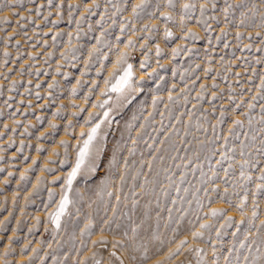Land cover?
Segmentation results:
<instances>
[{"label": "rangeland", "instance_id": "374dc122", "mask_svg": "<svg viewBox=\"0 0 264 264\" xmlns=\"http://www.w3.org/2000/svg\"><path fill=\"white\" fill-rule=\"evenodd\" d=\"M94 2L98 7H92ZM138 2L130 0L126 10L118 12L113 4L123 8L125 0H113V4L108 0H52L51 5L48 0H15L13 7L5 6L13 0H0V169H3L0 171V264H94V259L101 264H120L110 256L113 251L123 264H155L185 238L188 243L180 254L164 260L163 264H197V254L187 251L190 246L203 249L202 264L213 261L226 264V256L231 257V264H237V258L244 264L250 251L255 252L259 247L264 252V229L258 230L248 223L239 230L233 224L217 237L215 229L223 223L221 218L211 231L205 230L203 239L191 237L192 231L199 230V223L212 219L204 215L209 208H224V216H231L234 221H240L242 215L251 216L250 194L243 214L235 205L243 196L244 181L240 178L243 161L259 162L255 169L246 170L253 177L264 169V112L261 111L264 100H252L258 96L257 86L264 78V28L260 26V12L254 20L245 19L241 25L240 13L245 9H233L225 20L220 11L224 0H217L216 11L209 12L203 24H197L194 18L181 28L180 4L185 0H175V8L165 6L164 0H148L151 6L146 14L131 20L122 34L121 24L131 16L132 4ZM191 2L198 7L203 0ZM229 2L235 5L239 0ZM251 3L259 7L261 0H250L246 6L250 8ZM157 4L161 5L158 9ZM88 8L91 11H86ZM161 13H170L173 19L165 21ZM194 15L199 16V12ZM211 16H217L218 21ZM143 25L149 27L141 32ZM153 25L155 31L151 30ZM208 26L211 34L204 31ZM165 28L173 33L168 41L163 38ZM189 30L199 39H180ZM237 32L242 34L239 39ZM258 32L259 37L250 38ZM129 39L135 40V46L125 49ZM157 45L161 48L159 56ZM94 48L99 52L90 57ZM173 49H178L175 56ZM117 50L129 52L128 62L133 65L136 79L155 69L152 78L142 83L152 88L158 85V90L149 93L145 89L129 107L113 114L112 125H102L105 142L120 145L114 167L103 175L82 168L83 174L77 175L69 193L73 203L61 216L60 227L56 229L49 213L56 210L64 181L55 184L50 181L66 175L74 160L70 156L68 163L60 165L59 161L65 159V149L59 141L76 144L77 139L68 133L85 131L90 125H85L84 120L90 112L102 115L103 110L93 105L105 99L100 92L105 87L104 79L113 71ZM109 52L108 60L102 65L99 57ZM145 53L150 66L141 70L139 63ZM158 64L164 67L159 68ZM206 69L211 71L206 74ZM77 81L81 84L77 85ZM94 81L99 87L92 90L86 101L85 95ZM53 82L55 87L49 88ZM201 85H205V90L198 100ZM153 96L159 98L155 105ZM169 96L173 99L169 100ZM250 102L255 104L253 109L248 108ZM73 105L86 110L73 117L72 113L79 111ZM221 106L226 115L223 122L217 123ZM234 119L241 120L243 127L234 126ZM69 121L74 126L66 132ZM51 124L57 127L52 129ZM56 152L59 156L54 155ZM222 155L228 158L222 160ZM104 167L108 168L107 162ZM225 169L230 171L226 174ZM256 183L259 181L248 184L250 192ZM212 187L221 193L227 191L232 205L211 192L209 202L204 189ZM49 189L55 193L51 200ZM196 197L205 205L199 210V223H194ZM257 203L260 214L255 224L264 220V197L258 196ZM179 208L191 211L186 213L180 230L174 233ZM169 209H173L172 223H169ZM88 224L92 227L86 230ZM233 233L237 234L233 236ZM101 237L105 245L93 244ZM242 240L254 247L242 248ZM116 241L122 246L114 248ZM145 248L148 259H142Z\"/></svg>", "mask_w": 264, "mask_h": 264}, {"label": "snow or ice", "instance_id": "6c2138e0", "mask_svg": "<svg viewBox=\"0 0 264 264\" xmlns=\"http://www.w3.org/2000/svg\"><path fill=\"white\" fill-rule=\"evenodd\" d=\"M15 0H13L12 4H5L7 7H13ZM250 2V0H239V2L235 5L229 2V0H224V7L220 9V11L223 13L225 20L228 19L230 14L233 12V9H239L244 8L245 11L241 12V25L244 24L245 19H255V15L257 12H260V26L264 28V11H261L262 8H264V0H261L260 6L258 7L255 3H251V7L248 8L246 4ZM49 5L52 4V0H48ZM109 4H113V0H108ZM130 3V0H125V7H119L118 4H113V7L117 8L118 12H122L126 10V4ZM165 6H168L170 8H175V0H164ZM151 5L148 3V0H139L138 3L132 4L131 6V16L124 20L121 24L120 31L123 34L128 30V25L131 23V20L133 19H139L142 17V15L146 14V10ZM161 5L157 4L156 8L158 9ZM59 7V5H57ZM73 7V6H69ZM92 7H98L95 2L93 3ZM218 7L217 0H203V2L199 3L198 7L197 4L194 2H191V0H185V2L180 4V25L181 28H183L184 24L188 20H192L195 18L197 24H203L205 22V18L209 12L216 11ZM39 11V9H37ZM86 11H91L90 8L86 9ZM199 12V16H195L194 14L196 12ZM16 15H19V13H14ZM148 15H152V13H147ZM116 13H113V16L115 17ZM165 21H170L173 19V16L170 13H161L160 14ZM212 20H217V16H211ZM5 22H7V18H4ZM53 23H56V21H53ZM97 23H100V21H97ZM113 24H115V19H113ZM148 25L141 26V32H143L145 29H147ZM153 31H155V25L152 26ZM133 32H135V28L132 29ZM204 31L208 34H211V27H205ZM223 35H227L226 32L222 31ZM241 33H236V38L239 39L241 37ZM261 33H256L255 37L250 38H256L259 37ZM173 37V33L168 29H164V40L168 41ZM117 41H120V37H116ZM180 39H199V37L196 35L195 32L189 30L184 33V36L180 37ZM220 37H217V40H219ZM97 43H100V37H97ZM210 43V41H209ZM135 46V40L129 39L126 42L125 49H129ZM227 47V44L225 45ZM146 47V45H141V48ZM246 47H250L246 46ZM119 52V55L115 61V66L113 68V71L109 74L108 77L104 79L105 87L101 89L100 95L102 97H105L102 101L97 102L93 105L94 108L102 109V115L97 116L96 112H90L88 114V117L85 118L84 124L90 125L87 127L85 131H81L79 134L75 133H68V135L72 136V138L77 139L76 144H70L67 140H60L59 144L65 149L64 156L65 159H62L59 161L60 165H64L68 163V159L70 156H74L73 163L71 165L70 170L66 173L64 176H56L53 178L50 183L55 184L57 181H60L63 179L64 183L60 185L61 188V196L57 203L56 210L53 213H49V218L51 220V223L56 227V229H59L60 227V218L63 216L68 209L69 205L73 203V200L70 198L69 193L73 191V181L76 179L78 174L82 173V168H86L88 173H95L97 175H103L106 171H110L112 167H114L115 160L117 159V156L119 154L120 145L118 142H105V135H102L103 132L102 125H112L114 123L112 117L114 113H118L119 111H122L129 107L136 98H138V95L143 94L145 92V89H147L150 92L158 90V85L156 88L150 87L146 83H142L144 81H148L152 78L153 73L156 71L153 69V72H145V75L140 76L139 79L135 78V73L133 70L132 63H129V52L127 50H117ZM99 52L98 48H94L92 51H90L89 55L90 57L97 55ZM111 52V50H110ZM109 53H106L103 57H99L101 64L103 65V62L108 60ZM156 53L157 56L161 53V48L159 45L156 46ZM178 54V49H173V55L175 56ZM7 55V53H5ZM150 65L147 61V53H145V58L142 59L139 63V68L141 70H146L147 67ZM159 68H163L164 65L158 64ZM211 71L210 69H206V74ZM86 74V73H82ZM100 74L99 71L97 73ZM175 74V72H173ZM67 75V74H65ZM239 75V74H237ZM163 79V77H161ZM195 83V81L193 82ZM81 81H77V85H80ZM55 87V82L53 84L49 85V88ZM96 87H99L97 82H93L92 88L90 89L89 93L85 95V100H88V96L92 94V90ZM215 87V85H213ZM259 89L258 96H253L252 100L255 101L257 99L264 100V78H262L260 85L257 86ZM205 90V85H201V94H198L196 99L202 98V92ZM77 91V88L74 87L72 89L73 94ZM37 98H39V94H37ZM158 97L153 96L152 98V104L155 105L158 101ZM169 100H172L173 97L169 96ZM213 99H215V95H213ZM231 99V97H229ZM73 107H76L79 109V111L72 113L73 117H78L81 112L85 111L86 109L80 108L79 105H73ZM240 105H237V108H239ZM255 107L254 103H249L248 108L253 109ZM261 111L264 112V106L261 107ZM53 115H59V113H53ZM226 115V112L221 106V115L217 120V123L223 122V119ZM247 115V113H245ZM40 117H37V120H39ZM133 119H136L134 116ZM264 122V121H262ZM232 124L234 126H240L243 127L242 121L239 119H234L232 121ZM73 122L69 121L67 125H65V131L69 128H73ZM50 127L52 129H55L57 126L56 124H51ZM127 127H131V125H128ZM143 127V125L141 126ZM213 130H215L216 125H213ZM176 131V129H174ZM229 132H232V129H229ZM42 136L44 133L41 134ZM227 137H225V141L227 142ZM151 147V145H150ZM69 149H72V152H69ZM37 151H40V149H37ZM54 155L59 156V153L56 152ZM244 155V152L241 151V156ZM262 155H264V152H262ZM111 156V159L109 158ZM228 157H225L222 155V160L226 159ZM50 163H56L55 160H50ZM105 162L108 164V168L105 169L104 165ZM35 163V161L33 162ZM127 163V160L125 159V164ZM218 163H220L218 161ZM256 163H250L248 160L243 161V163L240 165L241 172H240V178L242 181H244L243 185V196H240L239 203L235 205L236 209L239 210L242 214L244 213V209L248 206L247 200L249 198V194L252 197L253 203L251 207V216L246 217L242 215V219L240 221H234L233 217L231 216H224L225 209L214 207L209 208L207 213H204V215H207L208 217L212 218L208 222L199 223L201 216L199 214V210L204 208V203L200 200L199 197H196V204L198 206L197 208V215L196 220L194 223H199V230H195L191 232V237L193 240H200L204 238V232L205 230L211 231L215 223L219 221L221 218L223 219V223L220 224L219 228L215 229L216 236L220 237L222 234V231L231 226L235 225V227L239 230L240 226L242 224L248 223L250 227H255L258 230L264 229V220H261L259 224H255L254 221L259 216V204L257 203V197H264V169L260 170V174L253 177L252 175H249L247 173V168L255 169L257 167ZM0 171H3V169H0ZM45 171L51 172L53 169L45 168ZM230 171V169H225V173L227 174ZM11 175V173H9ZM112 175H115L113 172ZM23 179V176L21 177ZM124 176L121 175V181H123ZM213 179V177H209V180ZM253 180L259 181V183L255 184V188L249 190L248 184L250 182H253ZM7 183V181H5ZM227 183V181H225ZM187 191V189H185ZM209 192L215 193L217 196L220 197V199L226 201L228 205H232V201L228 199L227 191L221 193L218 188L212 187L211 189L205 188L204 193L205 196H208ZM55 193L52 189L48 190V197L49 200H51L54 197ZM77 195H79L77 193ZM99 195V193H97ZM109 196L112 195L111 192L108 193ZM136 194L133 193V196ZM195 195V194H194ZM237 196H239V193H236ZM212 197L208 196L209 202H211ZM117 202H119V197H117ZM176 201H173V204H175ZM189 204H191V201H189ZM133 208H135V201H133ZM115 211V210H114ZM176 211L179 213V218L174 221V223L177 225L176 228H173L172 231L174 233L178 232L180 230V225L182 220L185 218L186 213L191 211L190 208H179L176 209ZM172 212L173 209H169V223H172ZM37 223H40L39 218H37ZM168 224H166V227ZM91 224H88L85 226L86 230L91 229ZM135 231V229H133ZM83 235V231L81 233ZM237 233H233V236H235ZM127 235V233H125ZM156 237H153L155 239ZM248 237H245V240H247ZM171 242V240L169 241ZM210 242V239H209ZM100 243L101 245H105L106 241L101 237L98 241H93V244ZM161 245H163V241H160ZM188 243L187 238L179 240L178 243H176V246L174 248H171L162 258V260L155 261V264H163L164 260H170L174 256H177L180 254L181 248H183L184 245ZM117 245H121L120 241H116L113 245L115 248ZM240 246L243 247H249L252 248L254 245H246L245 241H240ZM24 249H22L23 251ZM159 251V249L157 250ZM188 252L196 253L198 256L197 264H202V255H203V249L199 246H190L187 249ZM229 251L231 252L232 249L230 248ZM7 251L5 252V256L7 255ZM93 257H95L96 253L93 252ZM213 255H215V246H213ZM110 256L115 257L116 260L120 261V264H123V261L120 260V257L116 255V252L113 251L110 253ZM135 259V257H133ZM142 259H148V252L147 248H145L144 253L142 254ZM226 264H231V257L226 256L225 257ZM94 264H101L100 260L94 259ZM213 264H215V261H213ZM237 264H240L239 259L237 258ZM244 264H264V252H261L260 248L257 247L255 252H249L247 255H245L244 258Z\"/></svg>", "mask_w": 264, "mask_h": 264}]
</instances>
